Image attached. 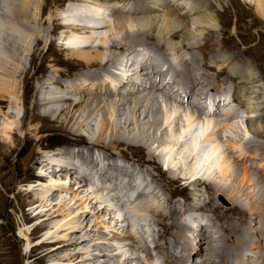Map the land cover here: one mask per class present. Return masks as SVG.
<instances>
[{
    "label": "bare ground",
    "instance_id": "6f19581e",
    "mask_svg": "<svg viewBox=\"0 0 264 264\" xmlns=\"http://www.w3.org/2000/svg\"><path fill=\"white\" fill-rule=\"evenodd\" d=\"M75 1H77V4H73V6H78L79 8V14L77 18H85L86 20L90 19L89 21L95 20L96 23H98L97 26H91L88 23L79 24L78 21L76 23V20L78 19H74V22H71L69 20L70 17H67L72 16V18H74L73 15L75 13L69 15V12L67 14L65 12V17H60V20H62V22L60 21V24L62 26L61 31L58 30L57 32H55V37L56 40H58L57 36L61 35L62 38L61 36H59L61 38V46L63 45V43H66L65 46H68L63 48L66 51V59L71 62L70 65L80 66L81 68L84 67L85 71H83L74 78L69 76L63 78L62 74L60 73V68L63 67V65H60V62H62V58L60 57L58 59H53V65H51L53 66L52 72H49L46 75L42 76L40 81L37 82L38 95L35 97V100L33 102L31 101L30 106L29 87H32L30 81L34 78L32 76L30 77V71L31 68L35 65L37 58H39L40 56L42 57V54L37 55V52H41L40 46L43 45L44 47V44H47V40L45 35L42 34L41 30H39V25L35 23L34 19L31 22L27 21L28 11L26 9L25 4L19 5L18 0H0V162H9V157H12L13 153H15L16 151L20 153L32 147V155L30 156V158H25L26 170L31 168L32 163L41 165L42 171L40 174H38V181H41L42 183L45 181L47 182V180L50 181L49 184H46L41 188H30V192L32 193L33 191L41 192V194H39L40 196L37 197L35 201V203L39 204L34 209L37 210L43 207L42 209L37 210L35 216L36 218L42 219L37 228L40 231H43L47 228L49 229V225L55 220L59 219L57 222L55 221V226L59 222H61L62 224L57 230H76L80 229L84 225L81 217L84 214L88 213V211L91 210V207H96L97 204L99 207H97L96 212L104 211L105 207H112V209L114 208L115 211L117 210L116 207L112 206L113 200H108L107 197H102V191L106 190V188L98 185L99 183L96 184L98 177H95L94 180H91L90 178V182L92 181L94 185L89 190H87V193L84 195L81 194V191L84 190V187L86 186V183L88 181H86L85 177L80 179L68 178V181L63 180L64 173L67 172L66 163L61 161L63 157L65 158V160L68 159L69 161H74L75 167L72 169L75 174H85L82 171V165L84 164L83 162L87 160L88 166L89 164H92L93 168L97 167L100 170L99 176L102 175L104 178L107 179V181H113V177L119 178V176L130 178L131 175L133 176V174L140 175L142 173L144 175L141 177H136L137 185L134 184V186H131V184H128V187L124 191V196H128H126L128 199V204L126 205L128 207L127 211L123 215L119 214V218H116L117 220L115 221L114 225L120 222V227H122L123 230H126V225H128V223H125L123 221L127 219V216L130 217L132 215L131 213H135V216L137 215L138 217L136 219L138 221L141 219L140 224L142 230V232H140L139 230V232L141 233V237L139 238L141 239H138V241L140 242H138L137 246L139 245L140 249L147 251L148 255L152 257V252L149 250L150 245L148 244L147 237L143 234V232L146 234L148 226L147 223L149 221V217H151L156 225L168 227L169 229L173 230L175 229L176 234H174V236L176 237L178 235L179 237H181L182 232L186 230L185 228H187L188 230V236H186L187 240L184 237V242H181L180 240L174 238V244L172 245V247L178 253H176L175 255L172 254L170 256L172 257V259L168 258L169 255L167 256L165 261L170 260V264H189L193 255L200 252L199 245L205 242V237L201 236L199 233L201 232L202 227H206L207 224L209 225V238H211V241L208 242V248H206L207 251H202L199 257H197L198 261L201 260L199 258L202 256L203 253H205L207 257L204 261L208 262L206 264H215V262H217L218 264H233L232 262L234 257L226 254L229 253L227 251L228 243L230 242L236 247L243 244L247 240V238H249L247 236L249 235V233L246 232L247 229L251 227V225L255 226V223H258L260 225V221L262 219L260 220L259 218H264V207H254V210H256L257 212H254V217H250L248 219V223H241L240 225L236 226L234 223H227V220L229 221V209L226 210L225 208H221V206L219 205H217L215 208L209 207L212 203V201L209 199L208 203H206V206L209 207L206 213L213 212L214 216L216 215L215 217L217 219L211 218L212 222L206 223V225L200 224L201 216H198L196 214L197 212H193L196 210L199 212V206L197 205L199 202H197V200L200 199L204 193L208 192L209 195H211L212 193L213 195L215 193H218L217 190H214V188L212 187V185H216L214 183V180L199 177L200 174L199 176L198 174H196L198 172L190 173L191 170H189V174H187L188 172L184 173L185 170L183 169V172L182 166L177 163L175 164L178 168L177 172L178 174H180V176L177 174V177H175L173 173L176 171L172 169L173 167L165 165L166 172L169 173L168 176H170V178L174 182L179 181V178H181L183 174V177L181 179H184L185 183L189 182L192 186L201 185L202 182H208L212 185L204 184V189L200 188L194 190L193 195L196 196L194 197L195 202L192 200V197H190V195H187L185 197L184 203H179L177 202L178 199L172 200L174 194L171 193V197L168 198V201L165 204L161 205L158 202L159 198L161 197L160 191L161 193H167L170 190L169 188L164 187L165 185L158 180V177H156L154 174H150V167L148 166V164L144 162L135 161L134 163L133 161L128 163V160L127 162L123 159L117 160L115 156L107 152L106 148L112 146L118 148L119 146L126 145L132 149H136L138 152H147L150 158H153L155 161H158V155L156 154V152L151 150V146L157 144L156 148H160L162 146L166 147V140L168 138L166 134L167 130L165 129L166 123L169 121L170 124H178V122L182 119L184 121V123H182L185 124L186 129L191 132H193L194 126H198L197 130H195L191 134L190 142H187V140L185 142L183 140V137L185 136V130L183 131L182 129L180 132H175L174 134L172 133L169 138L171 139L172 143L174 142L175 145H178V148H176L177 150H182L184 148L186 149L185 152L189 151V153L186 155L187 158L190 157L192 152L195 153V149L198 146L197 144L199 142L200 136L204 134V125L205 127L208 125H214L213 127L216 128H213L214 130H216L215 135L221 138L223 130L235 126L236 124H238L236 122L240 119H247L251 116L250 114H248V112H240L241 114L239 116L237 112H232V110L228 108L224 112H222V114H219L220 116L222 115L226 117L227 122L224 123L221 119H217L215 121V118H212L211 115L214 116L217 114L216 109H213L212 112H202L203 108L208 107L207 105H205V100L208 96V93L205 95V93L200 90V86L197 85L198 82H203L204 80L207 81L210 87L215 86L217 90L212 91L214 95L211 94L210 96L212 98L211 104H216V100L220 102L221 100L224 101L225 96L230 97L227 92H224V86L220 84V81L224 83L228 79L233 77L239 79V84H241V82L245 80V74L247 72L249 78L256 76V71L253 69L252 64L247 60H244L242 62L232 61L233 54L230 56H227L226 54L220 55L218 56L219 58L217 57L218 59L216 61H214L216 58L213 56V61H208L207 63V67L209 68L210 72L204 71V69L202 68L200 72L198 71L199 73L194 74L195 79H197V74L199 75V77L198 82H196L197 86H193V100L199 101V103L196 104L193 101L191 102V105H189L188 98L186 99L187 95H184L182 96L180 103H185V105H189V108H187L185 105L183 106H185L186 108H180V106L178 105L173 106L169 102L170 105H166V107H164V110L163 108H161L163 105L160 104L161 102L159 99L169 97L172 93L176 92L178 88L177 82L172 80L171 75H167V70L162 71L159 68V65L161 62H168V68H170L172 63L175 68L179 70L177 72L174 70L175 72L173 77H177L178 74L185 75V73H187V66L193 65L190 59H186V56L182 57L185 62V65H183V73H180V64H178L176 59L174 60V63L172 59L175 58L176 51H178V54L180 53V51H182L180 50V48L190 50L193 49L195 45L191 43H189V45H184L182 42H180L177 45H172L170 47L163 46L161 37L154 35V31L158 28L157 20L160 17H158L157 14H154L153 16L147 18L144 14L149 13L147 11L151 12V10L147 7L145 8L143 4L141 6H138L139 4L147 0H136V2L134 0H122L121 3L125 4L127 8H124L121 4H117V6L113 8L115 10L120 9L124 11L125 14L127 13V15H119L116 13L109 12L108 5L112 2V0H104L103 3L102 1L99 2V0H96L97 2H95V0ZM78 2L81 3V5ZM147 2L152 3L150 5L152 7L149 8L155 7L157 9L161 8L160 6H162L167 9L165 20L163 18L162 30L166 34L167 39L169 40H173L174 38L172 37H176L175 35L170 33V27H173V29H182L183 27L181 26L179 21L183 20L182 17L185 15H195L193 17V21H195L196 25H198L197 28L199 31L201 30L200 32H203L204 30H206L207 32L211 31L212 29H215V27L220 23L218 15L214 14L210 10H207L206 8L209 6H205L206 8L204 6H201V4L203 3H201V1L198 2L196 5L194 4L193 0H148ZM184 5V13H180L178 10ZM70 6L71 5L67 6V9ZM102 7H105L103 12L100 11ZM256 10L258 14L262 18H264V0H257ZM186 12H188V14H185ZM111 17H114V20ZM110 18L113 21L110 20L111 22H109ZM145 19L147 20L145 21ZM142 20H144L145 23H148V29H145V27H143L144 25L142 27H139L136 31H131V28H126V22H138ZM107 21L109 23H107ZM106 28H108L109 31L114 28L115 30H118V33L120 34L117 37L112 38L110 34H108V32L102 35H99L97 33L98 36L93 35V33H96V31L98 32ZM108 35L110 37H108ZM139 35L142 36L143 42H145L146 44V46H144V49L138 47V41L136 37H138ZM89 38L90 42H88L87 45L80 46L81 44H84L85 41ZM64 39L66 41L62 42ZM107 39H109V41ZM83 40L84 42H82ZM214 43L215 45H220L218 40H215ZM149 45L156 46L157 48L155 49L161 52L162 57L165 58L167 56V58L169 57L171 60H160V57H158L157 54L153 53L152 50L154 48H151V46ZM48 47H51L54 51H56L57 56L60 55L58 54L60 52H58L59 49L56 48L55 39H52V41L48 43ZM118 47L124 48V50H120L118 51V53L116 51H113L115 56H110L106 58L107 53H104L106 49L115 50ZM134 59L142 63L140 65L139 71H136L138 69V66H133L130 68L129 71H127V67L132 65V62H134L132 60ZM192 59H195L194 56H192ZM154 61L156 62V65ZM218 63H223L221 65L222 67L218 66ZM29 64L30 66H28ZM57 65H60L61 67ZM144 65L147 66L144 67ZM247 66L248 69L246 72L245 68ZM110 67L112 69H115L114 73L113 71H111L112 69ZM233 67H235L236 70ZM147 68H151V70L147 72L145 71L146 73L141 75L140 71L142 69ZM136 73H139L141 76L137 75ZM223 74L227 75L224 79L221 78ZM255 78L257 80H255ZM255 78L252 79L254 80V84L257 87L259 86L258 83L260 81L258 80L259 78ZM210 87L208 89L209 91L211 90ZM241 90L243 92L245 90L246 93L248 90L247 85H243V87H241ZM141 91L147 92L144 93ZM217 91L223 93L220 95V93L217 94ZM73 93L79 94L80 96H73ZM233 94L237 95L236 92ZM158 102L160 105H157ZM239 102L241 103V100ZM259 102L260 101H258V104ZM229 103L230 101H227L225 105H228ZM195 108L197 109L198 113L192 112V110H194ZM19 110L22 112V115L20 116L19 124L14 125L15 119L19 117ZM262 111L264 115V107ZM160 112L164 114L162 115L163 117H156V114ZM263 115L261 113H257L256 116L254 115L255 117L252 116L247 121H250L252 118L258 121L256 125V133L257 136L264 139V122H262L264 120ZM6 119L9 121L10 124L13 123L14 127L13 125H5L4 120ZM157 126H159V128H157ZM57 128L58 130L65 131L67 132V134H72L75 137L82 136L84 134L87 135L89 143L93 145V147L97 148L98 146V148L94 150H98L99 155L95 156L94 150L89 147L87 148V146L85 147L86 149L81 151L78 150V148L73 147L72 145L69 146L65 144L66 146H63L62 148L58 149V151L60 150V154H57L55 157V155L52 156L48 153L46 148L49 147L44 145L41 150L42 152L47 153L45 154V156L42 157L41 161L36 159L37 157L35 158V156L40 152H37L38 150L36 151L35 148L39 144L42 145L44 140L50 138L53 135H56L53 132ZM164 129L166 131H164ZM177 130L178 128H175V131ZM19 131H22V134L20 136L18 133ZM160 131H164L166 133L159 134ZM179 133H181V136L177 138V134ZM249 142L248 144L246 142V144H250V147H247L246 149L245 147H243L241 150L236 151V153L233 152V150L232 152L230 151V153L234 155L233 162L239 161V159H237L236 157L238 154V156L242 155V159L244 160L245 164L248 163L249 166L252 165V161L259 156V152H253L252 145H259V150L264 151V142H259L258 144ZM235 145L236 144L233 145L234 149L235 147L240 146L238 144L236 146ZM243 145L244 144H242V146ZM215 146L216 145H214V147ZM217 149L218 148L216 146L213 149L214 152H216ZM100 151H103L104 154ZM192 158L193 156H191L190 159L188 158L189 161L187 163H189ZM243 160L240 162L242 163ZM131 163L135 164V167L137 164L136 169L131 168ZM235 163L233 165L225 161L222 166V172L225 175H234L232 176L233 179H238L241 182V190L243 191H246L247 188L245 187L246 185H249V190L242 194L245 196L246 199H248L249 203L256 202V200H258L256 199L257 194L261 195L259 191H261V193L264 192V184L263 186H261L262 182L259 183V180H263L264 178V159L260 161V164H258V167L260 168V170L257 171L258 173L250 171L251 169L249 168V166L246 168L244 167L243 172L241 173V171H239L238 166H235L238 165V163ZM139 164L144 168L138 167ZM123 168L124 170L122 171ZM190 168L191 167H189V169ZM56 177H59L60 179H57ZM162 178L167 184L165 177L162 176ZM77 180L79 181L76 183L72 182ZM172 180H169V182H173ZM126 183L127 182H125L124 185ZM216 186L218 187V184ZM231 186L232 187H229L226 191L224 189L222 190L219 188L218 190L232 200V193L236 192V190L235 188H233V186L235 185L232 184ZM256 189L258 191H256ZM56 193H70V197H63L55 207L49 199L55 196ZM134 195L136 197H134ZM148 196H151L152 202H150V204L153 203L154 206H152L151 209H149V204H147L146 202V200L149 199ZM262 196L264 198V195ZM232 201L233 207L231 210L233 212H238V209L235 208L236 205L234 204V201L236 202L237 200ZM180 205L182 206V210L180 208ZM88 208L90 209L88 210ZM118 208H122V205L118 204ZM258 209H260V211H258ZM225 210L226 212H224ZM219 211H221L222 214L219 213ZM147 212L150 213L147 214ZM127 213H129V215L126 216ZM183 213H186V216L182 215L183 217L179 219V216ZM224 214L227 215L226 218L223 217ZM122 216L124 217L121 218ZM69 217H71V219H68ZM189 218L196 219V221L193 222L194 227H186L187 224L185 222H181L184 219ZM220 218H224L225 223H222L220 221ZM67 219L68 221H66ZM166 219L171 220L169 226L165 225L164 221H166ZM196 222L198 223L195 224ZM98 223L99 221H97L93 225L94 227L91 226L90 229L93 228L95 230H91L90 234L92 236L94 234L98 235V237L92 240H94V246L101 247L102 245L100 243L104 242V240H107L108 238H99V236H102L103 234L101 230L102 228H100L102 225H99ZM261 229L262 228L260 226L256 227V230L252 231L251 234L255 232V235L259 237L258 235L262 234L263 229ZM217 230H221V232L219 233L217 232ZM177 231L180 233H178ZM139 232L136 231V233ZM197 233L199 235H196ZM236 233H238L237 236L235 235ZM57 234H54V236H52L51 238L40 242L42 246H47L50 242H53L54 244L52 245V247L50 246L45 250L43 249L40 255L41 259H44L46 257L49 258L50 256H57V254L68 249L69 243L66 242L64 239H53L57 236ZM228 234L229 237L227 238V240L223 241L222 238L224 237V235L228 236ZM155 235H157V238L155 240H160L161 238L165 239V232L163 230L159 233V235L158 233ZM171 235H173V233ZM254 236H250V238H254ZM65 237L66 236H64L63 238ZM84 237L86 238V236ZM198 237L199 240L195 242V238L198 239ZM131 239H133V241ZM114 240L117 241L119 247L127 248L132 247V242L136 241V239L134 240V237L130 234L128 235V237L125 235L118 236L117 238L114 237ZM260 240L262 241V238H260ZM187 241H189L188 245L192 246L191 249H188ZM114 242L115 241H112L111 243L113 244ZM140 243H142V245ZM94 246L86 250V255L84 256V258L81 259L83 263L93 264L92 261L97 258L98 253ZM180 247H182L181 250H179ZM154 248L159 249L162 252H167V254L171 252L167 248L163 247L161 244H158L157 242L155 243ZM245 249L247 248H244V250ZM14 254H16V252L11 250L9 255ZM134 256L139 257L140 255H136V253L126 255L125 259L123 260H112L111 262L109 261V259L102 258V264H130L135 261ZM73 257H75V254L72 252L69 253L65 258H61V264L73 261ZM13 259L15 260V258ZM54 262L50 264H54ZM147 263L146 261H143L142 264ZM152 264H158V262L154 261Z\"/></svg>",
    "mask_w": 264,
    "mask_h": 264
},
{
    "label": "rangeland",
    "instance_id": "374dc122",
    "mask_svg": "<svg viewBox=\"0 0 264 264\" xmlns=\"http://www.w3.org/2000/svg\"><path fill=\"white\" fill-rule=\"evenodd\" d=\"M83 1H81V2H83ZM101 1L103 3L104 0H99V2H101ZM116 1L121 2L122 0H116ZM134 1L136 2V0H134ZM147 1H144L143 3L139 4L138 6H141L143 4L145 8L147 7L148 9L151 10V12L147 11L149 13L144 14L147 18H149L150 16H153L154 14H157L158 17H160L157 20L158 28L155 30L156 32L154 31V33H155L154 35L161 37V39H162L161 41L163 42L162 43L163 46H165V47L169 46L170 47L172 45H177L180 42H182L184 45H189V43L195 45V47L193 49H190L191 51L187 50V49L185 50V49L180 48V50H182V51H180L179 54H178V51L175 52L176 56L172 60L174 61L176 59L178 64H180V66H181L180 73H183V71H184L183 65H185V62L182 58L183 56H186L185 57L186 59H190V61L193 63V65L189 66L187 64L188 65L187 70H186L187 73H185V75L184 74L183 75L178 74L177 77L172 76V80L177 82L178 90L176 92L172 93L169 97H166L163 99L158 98L161 102L160 104L163 105L161 108L164 109V107H166V105H168L169 102L173 106L178 105V106H180V108L185 107V106L187 108H189V105H191V102L194 101L193 100V98H194V96H193V88L194 87L193 86L196 85V82H198V77H199V75L197 74V79H195L194 74L199 73L202 70V68L204 69V71L210 72L209 68L207 67V63H208V61H211V62L213 61V56L216 58L214 61H216L219 58L218 56H220V55L226 54L227 56H230L233 54L232 61L242 62L244 60H247L252 64L253 69L256 71V73H255L256 76H254L252 78L253 79L255 77L259 78L258 80L260 82L258 83V85L260 86V89H259V86H257L258 87V89H257L256 85L254 84L255 83L254 80L252 78H249V76L247 75L248 66L245 68V70L247 72L245 74V80H243L241 82V84H239V79L233 78V77L228 79L226 82H228V81L231 82L234 89H240L241 87H243V85H247L248 90L246 92L247 94L245 96V99L249 103L250 109L251 110L252 109L257 110L258 113L263 112L262 109L264 107V103H263V100H264L263 99V96H264V87H263L264 86V18H262L256 10L257 0H213L214 2L212 0H205V1L204 0L203 1L202 0H199V1L193 0L195 5L201 1V3L203 2L202 3L203 5L201 4V6H204V7L209 6V7H207V8L205 7V8L207 10H210L214 14H217L219 17L220 23H219V25H217L215 27V29H212L211 31L207 32L206 30H204L203 32H200L201 30L199 31L197 28L198 25H196L195 21H193V17L195 15L194 14L185 15L182 17L183 20L179 21V23L181 24V26L184 29L183 28L182 29L181 28L173 29V27H170V29H171V30H169L170 33H172L173 35L176 36V37H172V38H174L173 40L167 39L166 34L162 30L163 18L165 20L167 9L165 7H162V6H160L161 8H157V9L155 7L149 8V7H152V6H150L152 3L147 2ZM76 2L77 1H75V0H18L19 5L25 4V6H26V9L28 11L27 21L31 22L34 19L35 23L39 25L38 26L39 30H41L42 34L45 35L46 40H47V44H44V47H43V45L40 46L41 52L40 51L37 52V55L42 54V57L40 56L39 58H37L35 65L31 68V71H30V77L31 76L34 77L31 81L29 80L31 82V86H32V87H29L30 106H31V101L33 102L35 100V97L38 95L37 82L40 81L42 76L46 75L49 72H52L53 66H51V65H53V59H58L60 57L62 58V62H60V65H63V67H61L60 65H57V66L61 67L60 73L62 74L63 78L67 77V76L74 78V77L78 76L80 73H82L83 71H85L84 67L81 68L80 66L70 65L71 62L68 59H66V55H65L66 51L64 49L65 48L64 46L66 43H63V45L61 46L62 36L59 35V36H61V38L59 36H57L58 40H56V37H55V34H56L55 32H57L58 30L61 31V28H62V26L60 24L62 22V20H60V17H65V15L68 13V11L66 10L67 6H69V5L73 6V4H77ZM95 2H97V1L95 0ZM204 2H205V4H204ZM79 4L81 5V3H79ZM184 7H185V5L182 6L178 11L180 13H184L183 12ZM163 8H165V9H163ZM112 10L114 11V12L112 11V13H116L119 15H127V13L125 14L124 11H122L120 9L119 10L112 9ZM65 12H66V14H65ZM185 14H188V12H186ZM119 15H117V16H119ZM114 17H116V16H114ZM114 17H111V18L113 19ZM67 18H69V20L71 22L72 21L74 22V18H72V16H68ZM111 18L109 19V22L114 20V19L112 20ZM146 20L147 19H145V21ZM145 21L144 20L138 21V22H136V21H134V22L130 21L129 22L128 21V22H126V25H127L126 28L127 29L131 28V31H136L139 27H142L144 25L143 27H145V29H148V26H147L148 23L147 22L145 23ZM109 22L107 21V23H109ZM76 23H77V20H76ZM138 24H139V26H138ZM107 32H108V34H110L111 38L117 37L120 34V33H118V30H115L114 28H112L111 31H109L108 28H106V29H103V30L98 31V32L96 31V33H93V35L98 36L97 33L99 35L100 34L102 35V34H106ZM110 36L108 35V37H110ZM106 37H107V35H106ZM52 39H55L56 48L59 49L58 52L60 51L58 53L60 55H58V56H57L56 51H54L51 47L50 48L48 47V43L50 41H52ZM136 39L138 41V47H141L144 49V46H146V44H145V42H143L142 36L139 35L138 37H136ZM107 40L109 41V39H107ZM153 40H150V41H153ZM215 40L219 41V44H220L219 46L215 45V43H214ZM65 41L66 40L64 39L62 42H65ZM86 41L90 42V38L87 39ZM82 42H84V40ZM140 43H143V44H140ZM153 45H149V46H151V48H154L152 50L153 53L157 54L158 57L163 58L161 56L162 55L161 52H159L157 49H155L157 47L153 46ZM120 50L123 51L124 48L118 47L115 50L114 49H106L104 51V53L105 54L107 53L106 58L110 57V56L113 57V56H115L113 51H116L118 53V51H120ZM192 56H194V58H195L194 60L192 59ZM165 58L167 59V56ZM160 60H162V59H160ZM174 63H175V61H174ZM222 64L223 63H218V66H221ZM28 66H30V64ZM146 66L147 65H144V67H146ZM148 67H149V65H148ZM233 68L236 70L235 67H233ZM170 69H174L176 72L179 71L175 68V66L172 63H171ZM71 71L72 72L74 71V72L72 73ZM238 72H240V71H238ZM113 73H114V71H113ZM136 74L140 75L139 73H136ZM226 76H227L226 74H223L221 78L224 79ZM184 80H186V81H184ZM255 80H257V79L255 78ZM197 85L200 86V90L203 91V93H205L206 89H209V87H210V85L207 83V81H204V80H203V82H198ZM29 86H30V84H29ZM184 88H185V90H184ZM210 88H211V90H210L211 92L217 90L215 88V86H211ZM218 91H217V94L223 93V92L221 93ZM141 92L145 93L147 91H141ZM244 92H245V90H244ZM72 95L77 96L79 94L73 93ZM184 95H187L186 99L188 98L189 105H185V103L184 104L180 103L181 102L180 100L182 99V96H184ZM237 95H240V94L237 93ZM240 100H241V103L244 102V97L242 98L241 95H240ZM258 101H260L259 104H258ZM194 102L196 104L199 103V101H194ZM160 104H159V102L157 103V105H160ZM183 105H185V106H183ZM192 112L197 113V109L195 108L194 110H192ZM21 115H22V112L19 110V117L17 119H15L14 125L19 124V119H20ZM162 115H164V114L160 112V113L156 114V117L162 118L163 117ZM253 120H255V119L252 118L250 120L251 122L247 121V119H245V118L240 119L239 121L236 122V123H238L237 126L235 125L231 128H226L225 130H223L221 138H219L217 135H215L216 130H214V129H216V128L213 127L214 125H208L206 127L204 125L203 126L204 130H205L204 134H202L203 136L201 135L199 138V142L197 144L198 146L195 149V153L194 152L191 153V156H193V158L189 163H187L189 161L188 158L190 159L191 156L187 158V155H186L189 153V151L185 152L186 149H184V148L182 150L181 149L177 150L176 148H178V145H175L174 142L172 143L171 139L169 138L172 133L174 134L175 132H180L182 129L183 131L185 130V133H186V134L184 133L185 136L183 135L184 136L183 140L185 142H186V140H187V142H190L191 134L193 132L186 129L185 124H183L184 123L183 120L181 122L179 121L178 124H175V123L170 124V122L168 121L165 125V129L167 131L164 129V131H166L167 133L164 131L159 132V134L166 133L168 138L166 140L167 141V144L165 145L166 147L162 146L160 148H156L157 144L151 146V150L156 152V154L158 155V161H155L153 158H150L148 156L147 152H138L136 149H132L126 145L119 146L118 148L117 147L115 148L114 146H112V147L106 148V150L109 154L115 156L117 158V160L123 159L124 161L128 160L129 161V162L127 161L128 163H130L132 161L134 163V161H135V162H144V163L148 164V166L150 167V174H154L156 177H158V180L165 185L164 187L169 188V190H170L167 193L166 192L161 193V191H160L161 197L159 198L158 202L161 205L165 204L168 201V198L171 197V195H170L171 193L174 194V196L172 197V200L178 199L177 202H179V203H183L185 201V197L187 195H190V197H192V200L195 202L194 197H196V196L193 195L194 190H197L200 188L204 189V186H203L204 184L212 185L211 183H208V182H205V183L202 182L201 185H193L192 186L189 182L185 183L184 179H181L183 177V174H182V177L179 178L180 179L179 181L174 182L170 178V176H168L169 173L166 172L165 165L173 167L172 169L174 171H176L173 173V175L175 177H177V174H178V172H177L178 168L175 164V163H177V164L182 166L183 172L185 170L184 173L188 172L187 174H189V170H191L190 173L191 172L192 173L198 172L196 174H198V176L200 174L199 177H202L204 179L208 178V179L214 180V183L216 185L218 184V187L216 185H212V187L214 188V190H217L218 193H215L214 195H213V193L211 195H209L208 192L204 193L201 196V198L197 200V202H199L197 204L199 206L198 209L200 211L207 212L208 211L207 209L209 207L215 208L217 205L221 206V208H225L226 210L229 209L228 210L229 211V213H228L229 214L228 215L229 221L227 220V223H234L236 226H238L241 223L242 224L246 223V222L248 223L249 222L248 219L250 217H254L253 216L254 212L257 213L256 210H254L255 209L254 207H256V206L264 207V198L262 196V195H264V192L261 193V191H259L261 195L257 194L256 199H258V200H256V202H253V203L250 202L249 203L248 199H246L245 196L242 194V193H245L246 191L249 190L248 189L249 185H246V187H245V188H247L246 191L241 190L242 189L241 182L238 179L234 180L232 177L234 175H231V176L229 174L225 175L222 172V169H223L222 166H223L225 161H227L228 163L233 164V165L236 162V163H238V165H235V166L236 167L238 166L239 171H241V173L243 172L244 167L246 168L249 166L248 163L247 164L244 163V160L242 158L241 159L243 160V162L241 163L240 161H242V160L239 159L238 156H236V157H237V159H239V161L233 162V158H234L233 156L234 155L231 154L230 151L232 152V150H233V152L236 153V151H234L233 145L234 144L240 145V146L235 147V149L241 147L242 143H244L245 140L248 137H250L251 135H252L251 139L259 137V136H257V133H256L257 132L256 125H257L258 121H256V120L253 121ZM262 122H264V120ZM4 123H5V125H8V126L13 125V123L10 124L7 119L4 120ZM14 125H13V127H14ZM181 126H182V128H181ZM157 128H159V126H157ZM175 128H178V130L175 131ZM179 128H180V130H179ZM213 130H214V132H213ZM21 132L22 131L18 132L19 136L22 134ZM53 133L56 135H53L50 138L44 140L42 145L39 144L35 148L36 151L38 150L37 152H40L39 154H37L35 156V158L37 157L36 159L41 161L42 157L45 156V154L47 153V152H42V150H41V148L44 145L49 147V148H46L48 153L51 154L52 156L55 155V157L57 154H60L59 153L60 150L58 151V149L62 148L63 146H66V145H69V146L72 145L73 147L78 148V150H81V151L86 149L85 148L86 146H87V148L89 147L92 150L98 148V146L96 148V147H93V145H91L89 143L87 135H85V134L82 136L75 137L72 134H67V132H65V131L58 130V128ZM177 135H178L177 136V138H178L179 136H181V133H179ZM251 139H249L250 142H251ZM257 139H256V141H257ZM249 141L247 140V142H249ZM214 145H216L218 148L216 150V152H214V150H213L216 147V146L214 147ZM244 145H246V146H244ZM244 145L243 146L245 147V149L247 147H250L249 146L250 144L247 145L245 143ZM258 146L259 145H252L253 152H256V151L259 152L260 151ZM164 148H166V149H164ZM46 150H44V151H46ZM100 152L104 154L103 151H100ZM98 153H99L98 150H96V151L94 150L95 156L99 155ZM212 153H213V155H212ZM31 155H32V147H30L27 150L20 152V153L18 151H16L15 153H13L12 157H9V162H3V163L0 162V264H50V263H53L54 261H55L54 264H61L62 263L61 258H65L71 252L75 254V257H73L74 260L71 262H66L64 264H85V263H83V261L81 259L84 258V256L86 255V250L88 248H91L94 246V243H93L94 240H92V239H95L96 237H98V235L94 234L92 236L90 234L91 230L92 231L95 230L93 228L90 229L91 226H93L97 221H99V223H98L99 225H102L100 228H102L101 230H102L103 235L99 236V238L107 237L108 239L104 240V242L100 243L102 245L101 247L94 246V248L97 250L98 256L96 259H94L92 261L93 264H102L103 263L102 258L109 259L110 262L112 260H116V261L123 260V259H125L126 255H131V254H135V253H136V255H140V256L139 257L134 256L135 261H133L130 264H142L143 261L144 262L146 261V263L148 262L147 264H149V263L152 264L154 261L155 262L157 261L156 257L154 258L152 256L153 257L152 258L150 255H148L147 251H144L141 249V252H140L137 249L138 247H140L139 245L137 246V244H138V242H140V241H138V239L139 240L141 239L139 237H141L140 232H142V230H141V224H140L141 219L138 221L136 219L138 217H137V215L135 216V213H131L132 215L130 217L127 216V215H129V213L126 214L127 219H125L123 221L125 223H128V225H126L127 226L126 230H123V228L120 227V224H119L120 222L117 223L116 225H114L115 221L117 220L116 218L119 216V214L123 215L127 211V208H128L127 206H125L124 208H118V209L116 208L117 209L116 211L114 208L112 209V207H110V208L105 207L104 211L96 212L97 207H99L97 204L96 207H91V210H89L90 208H88V210L90 212L88 211V213L84 214L81 217L84 225L80 229H76V230L59 229V230H57L62 224L61 222H59L55 226V223L59 220L58 219V220H55L56 222L54 221L49 225V229L47 228L43 231H40L37 228V226L40 224L42 219L36 218L35 216H36L37 210H40L43 207H41L40 209H37V210H34V209L39 204V203H35V201H36L37 197L40 196L39 194H41V192L33 191V193H32V192H30V188H41L44 185L49 184L50 181L47 180V182L45 181L43 183L41 181H38L39 180L38 174H40L42 171L41 165H37L36 163H32L31 168L26 170V166H25L26 159L30 158ZM262 155L264 156V153ZM263 159H264V157L263 158L261 156L257 157L254 160V166H249V168L251 169L250 171L258 173L257 171L260 169L259 168L257 169L255 167V165L257 166V164H260V161H262ZM16 160H18V161H16ZM106 160H108V159H106ZM61 161L66 163V168H67V172L64 173V176H63L64 179L63 180L68 181V178L69 179L70 178L80 179V178H84V177L86 178V181L88 180L86 183V186L84 187V190L81 191L82 195L86 194L87 190H89L94 185V183L92 181L90 182L89 170H87V176L83 175V173L75 174L73 172V169H72L75 167V163L73 160L72 161L71 160L69 161L68 159L65 160V158L63 157V159ZM133 163H131L132 164L131 168L136 169L137 164L135 167V164H133ZM190 163H192V164H190ZM186 164H189L190 166L186 165ZM85 165L88 166L87 160L85 162ZM85 165L84 166L82 165V171H85V169H86ZM192 166H194V167H192ZM196 166H198V167H196ZM138 167H142V166L139 164ZM189 167H191V168L189 169ZM142 168H144V167H142ZM92 170H93V167H91V171ZM123 170H124V168L122 169V171ZM161 171H162V174H161ZM97 172H98V174L96 176H94V178L98 177L96 184L99 183L98 185H102L104 183L103 181L106 182L107 179L104 178L102 175L99 176L100 170L98 168H97ZM125 174H127V173H125ZM141 175L144 176L142 173H141ZM160 175H161V177H160ZM178 175L180 176V174H178ZM134 176H135L134 174H133V176L131 175V177H134ZM162 176L165 177L168 185L166 184V182L162 178ZM56 178L60 179L59 177H56ZM168 179L172 180L173 182H169ZM114 180L116 181V178L113 177V181H108V182L110 184H114ZM78 181L79 180L72 181V182L76 183ZM101 182H102V184H101ZM125 182H127L125 184L127 186L124 185ZM91 183L93 185H91ZM259 183H261L262 184L261 186H263L264 178H263V180L262 179L259 180ZM128 184H130L129 178H127L121 184V186H125V189H126L128 187ZM232 184L235 185V186H233V188H235L236 192L232 193L231 198H232V200H237L236 202L234 201V204L236 205V206L235 205L234 206L236 209H238L237 210L238 212H233L231 210L233 207V201L231 199H229L228 196L222 194V192L218 190V188H219L222 190L224 189L226 191L229 187H232L231 186ZM236 187H237V189H236ZM158 189H159V187H158ZM256 191H258V190L256 189ZM113 193H114V191H112V190L108 193L106 191V194L104 193V191H102V194H103L102 197H107L108 200L115 201ZM109 194H110V196H109ZM121 194H123V193L121 192ZM65 196H67V198L70 197V193H56V195L51 197L49 200L56 207L57 204L59 203V201ZM148 197L150 200L147 199L146 202H147V204H149L148 205L149 209H151L153 206V203L150 204V202H152L151 201L152 199H151V196H148ZM209 199L212 201V203H211V206L207 207L206 203H208ZM223 201H226V205L228 203L229 206H222L223 205L222 203H224ZM180 208L182 210L181 205H180ZM226 210L224 212H226ZM240 211H242V212H240ZM258 211H260V209H258ZM75 212H76V210H75ZM195 212H198V211L196 210L193 213H195ZM149 213L150 212H147V214H149ZM198 213H196V214L198 216H200ZM211 213L214 215L213 212H211ZM219 213L222 214L221 211H219ZM239 213H241L240 217L236 218L235 216H238ZM201 214H202V216H205L204 213L201 212ZM226 216H227L226 214L223 215L224 218H226ZM71 217H69L68 219H71ZM123 217L124 216H122L121 218H123ZM206 218L211 220V218H208V217H206ZM224 218H220V221L222 223H225ZM68 219L66 221H68ZM259 219L261 220L264 218H259ZM195 221H196V219H195ZM123 222H121V223H123ZM164 222H165V225L169 226L171 223V220L166 219V221H164ZM197 223L198 222H196L195 224H197ZM147 224H148V226H147L146 234L144 232H143V234L147 237V240H148L147 242L150 246L152 245L151 244L152 239L155 240L157 237V235H155V234L158 233V235H159V233L162 232V230L165 232V239L161 238V240L164 239L163 247L167 248L168 250H170L169 248H171L170 245L174 244V241H173L174 238L177 240H180L181 242H184V240L186 238L185 231L182 232L181 237H179V235L176 237V236H174V234H176L175 229H174L175 230V232H174L173 229H169L168 227H162V226L156 225L151 217H149V221ZM243 226H245V225H243ZM255 226L259 227L260 225L257 223V225H255ZM208 227H209L208 224L206 227H202V230L199 234L201 236L205 237V242H203L202 244L199 245L200 252L193 255L189 264H197L198 259L195 257H199V255L202 253V251H204V252L207 251L206 248H208V246H207L208 242L211 241V238H209V228ZM249 228L247 229L246 232L249 233V235H247V236L250 238V236L253 237L255 235V232H253V234H251V233H252V231L256 230V228L254 229V225H251V227H249ZM185 229L187 230V228H185ZM139 230H140V232H139ZM136 231H138L139 233H136ZM214 231H215V229H214ZM217 232L220 233L221 230H217ZM57 233H59V234H57ZM172 233H173V235H171ZM178 233H180V232H178ZM54 234L55 235L57 234V236L55 238H53L54 240L64 239L66 242L69 243L68 249L57 254V256H50L49 258L46 257L44 259H41L40 255H41L43 249L45 250L46 248H49L50 246L52 247V245H54V244H53V242H50L47 246H42L40 244V242H43L44 240L51 238L52 236H54ZM129 234L134 237V240L136 239L135 242H132L133 246L128 247V248L127 247H119V245L117 244V241L114 240V237L117 238L118 236H121V235H125L128 237ZM199 234L197 233L196 235H199ZM64 236H66V237L63 238ZM84 236H86V238ZM135 236H136V238H135ZM187 236H188V234H187ZM258 236L262 239L264 238V236L262 234H259ZM228 237H229V234H228V236L224 235V237L222 238L223 241L227 240ZM112 238H113V240H112ZM111 240L115 241V242L112 244ZM131 240L133 241V239H131ZM186 240H187V238H186ZM197 240H199V237H198V239L195 238L194 241L196 242ZM254 241L255 240H253V239H251V241L249 240L247 243L242 245L243 247L241 245H239L238 247H235L234 245H232L229 242L228 243L229 245H227V251L228 252H238L237 256L234 258L232 263H235L237 261H242L245 258H247L248 254L251 252L252 247L255 246ZM140 244L142 245V243H140ZM188 244H189V241H187V245ZM154 247H155V244H154ZM154 247H153L154 250L159 251L160 257L165 256L162 258V259H164V261L168 255H169L168 258L172 259V257H170V256L172 254L175 255L176 253H178L177 251L174 250L173 247L171 248L172 252H170L169 254H167V252H164V251L162 252L161 250L156 249ZM191 247H192L191 245H188V249H191ZM135 248L137 250H135ZM244 248H247V249L244 250ZM181 249H182V247H180L179 250H181ZM11 250L16 252V254L9 255ZM149 250L151 251L150 248H149ZM239 250H240V252H239ZM226 254L228 255V253H226ZM143 255H146V257L143 258ZM148 256H150V259H151L150 262L147 260ZM13 258H15V260ZM165 262H166V264L167 263L170 264L171 261L169 260V261H165ZM215 264H218V263L215 262Z\"/></svg>",
    "mask_w": 264,
    "mask_h": 264
}]
</instances>
